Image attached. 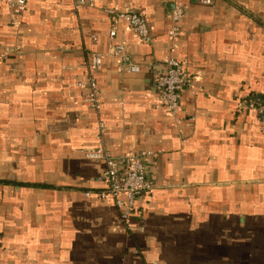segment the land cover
Wrapping results in <instances>:
<instances>
[{
	"label": "crops",
	"instance_id": "1",
	"mask_svg": "<svg viewBox=\"0 0 264 264\" xmlns=\"http://www.w3.org/2000/svg\"><path fill=\"white\" fill-rule=\"evenodd\" d=\"M180 6L178 33L171 12ZM143 14L142 43L105 9ZM121 44L130 73L116 56ZM93 53L102 54L96 70ZM166 57L188 77L177 119L154 88ZM94 79L99 108L77 80ZM264 0L0 2V264H264ZM99 121L104 122L100 130ZM103 146L143 158L133 229L106 194Z\"/></svg>",
	"mask_w": 264,
	"mask_h": 264
},
{
	"label": "built area",
	"instance_id": "2",
	"mask_svg": "<svg viewBox=\"0 0 264 264\" xmlns=\"http://www.w3.org/2000/svg\"><path fill=\"white\" fill-rule=\"evenodd\" d=\"M29 0H0L13 13L18 14L23 11ZM204 5H213V0H199ZM95 0H73L74 8L78 9L86 6H94ZM113 18V24L108 31V38L112 41L116 35L117 21L123 20L136 34L138 40L142 43H148L150 40L149 27L142 13L134 9H125L119 12L105 9ZM182 17V9L177 6L170 14L172 26L169 30L171 36L178 33V22ZM112 43V42H111ZM106 55L116 56L120 59L122 66L127 72L138 73L140 65L130 61L124 52L121 44L112 43ZM165 65L163 72L157 74L153 80L154 88L159 92L162 102L167 107L172 117L177 119L180 100L184 85L188 82V77L181 67V63L174 57H166L162 61ZM102 63V54L93 53L89 67L96 70ZM77 85L86 89L84 100L86 104L93 109H98L100 100L98 89L93 78L87 77L77 80ZM261 123H264V104L259 102L256 107ZM99 128H104V122L99 121ZM149 151H140L135 154L113 156L103 146L98 145L92 149L86 150L85 156L92 160L102 161V177L106 183V190L102 195H108L119 210V217L123 223H126L128 229H133L130 225V219L134 205L144 193L151 189V182L146 176L143 158L149 155Z\"/></svg>",
	"mask_w": 264,
	"mask_h": 264
},
{
	"label": "trees",
	"instance_id": "3",
	"mask_svg": "<svg viewBox=\"0 0 264 264\" xmlns=\"http://www.w3.org/2000/svg\"><path fill=\"white\" fill-rule=\"evenodd\" d=\"M149 191H150V190H149ZM149 191H148V192H149ZM146 193H147V192H146ZM130 221H132V218L130 219Z\"/></svg>",
	"mask_w": 264,
	"mask_h": 264
}]
</instances>
